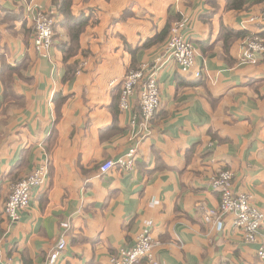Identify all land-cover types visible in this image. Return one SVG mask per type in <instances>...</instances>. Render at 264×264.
<instances>
[{
    "label": "crops",
    "instance_id": "crops-1",
    "mask_svg": "<svg viewBox=\"0 0 264 264\" xmlns=\"http://www.w3.org/2000/svg\"><path fill=\"white\" fill-rule=\"evenodd\" d=\"M70 2L74 17L91 21L66 61L62 0H0V264H46L52 257L56 264H111L147 221L164 264H264V223L249 243L233 215L221 228L205 221L208 210L219 209L221 194L210 183L223 172H232L235 191L264 211V54L256 65L240 64L248 35L242 20L264 4L236 12L226 0ZM35 6L56 21L48 58L34 47ZM181 16L189 20L184 34L194 65L160 73L161 107L151 134L137 139L141 127L132 129L131 116L140 115V90L123 112V78L156 59ZM132 147L133 171L100 172ZM42 162L48 181L11 224L10 187ZM62 235L67 248L55 254Z\"/></svg>",
    "mask_w": 264,
    "mask_h": 264
},
{
    "label": "built area",
    "instance_id": "built-area-1",
    "mask_svg": "<svg viewBox=\"0 0 264 264\" xmlns=\"http://www.w3.org/2000/svg\"><path fill=\"white\" fill-rule=\"evenodd\" d=\"M180 0H176L179 4ZM34 23L33 43L35 50L41 56L48 58V52L54 45V33L56 21L54 17L39 6L30 7ZM242 27L248 32L240 53L241 65H256L258 56L264 54V35L260 29L264 27V10L258 14H248L242 20ZM189 26V20L181 18L173 24L170 36L161 53L151 64H144L137 69L130 70L122 82L120 97V109L123 112L131 110V99L137 89L139 92L140 115L131 116L132 129L137 126L141 130L135 134V138L142 140L152 132V123L156 113L161 107L159 78L160 73L167 67L176 65L184 72H189L195 60V49L188 40L184 31ZM254 27L256 32L249 28ZM82 70H78L80 74ZM199 74V72L197 73ZM198 77L200 75H197ZM116 82H113V86ZM137 158V149L132 147L126 155L116 162H106L100 168L102 174L108 173L115 167L125 171H133ZM49 177V164L42 162L31 174L24 179L15 182L10 187V194L5 204V214L11 224L20 220V213L30 209V201L34 189L45 186ZM211 187L220 192L221 202L217 211L208 210L205 213L206 222H216L222 227V218L225 215L235 217L234 224L243 234L247 242L256 243L259 231L264 223V211L252 203V197L235 191L232 172H223L213 177ZM153 223L147 221L138 233L133 247L121 249L111 258V264H164L158 260L155 254L157 247L152 238ZM66 235L59 237L54 253L63 252L67 248ZM260 260L264 261V244L258 250ZM57 258H48L46 264H56ZM5 264H13L10 261Z\"/></svg>",
    "mask_w": 264,
    "mask_h": 264
},
{
    "label": "trees",
    "instance_id": "trees-1",
    "mask_svg": "<svg viewBox=\"0 0 264 264\" xmlns=\"http://www.w3.org/2000/svg\"><path fill=\"white\" fill-rule=\"evenodd\" d=\"M254 4H264V0H226L228 11H245ZM59 13L64 17V21L61 23V26L66 28L70 37L69 44L61 45V50L64 53L65 60L67 61L77 52L79 48L80 36L89 25L91 17H86L85 15H82L79 18L74 17L71 12L70 0H62V3L59 7ZM225 30L228 36H233L232 31L227 29ZM235 35L237 36V38L242 36L241 33H235ZM9 70L16 71V69L14 68H9Z\"/></svg>",
    "mask_w": 264,
    "mask_h": 264
}]
</instances>
